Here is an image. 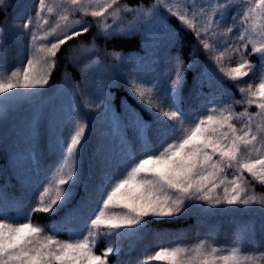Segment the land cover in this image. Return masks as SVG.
I'll return each mask as SVG.
<instances>
[{
  "label": "snow or ice",
  "instance_id": "1",
  "mask_svg": "<svg viewBox=\"0 0 264 264\" xmlns=\"http://www.w3.org/2000/svg\"><path fill=\"white\" fill-rule=\"evenodd\" d=\"M66 3L71 5L73 12L99 18L98 34L104 35L106 39L126 35L110 27L105 22L107 16L114 21H121L122 12L150 17L166 33L169 45L177 49V54L171 57L172 66L166 84L131 76L129 92L152 118L149 122L130 105L125 115V126L131 124L143 145L139 158L135 148L132 151L125 148L122 161L116 168L106 170L99 182L91 187L87 181L82 184L81 142L86 125L78 118L72 121L63 138L55 140L60 152V163L26 213L9 217L0 207V264H109L108 258L120 252L118 247L113 246L114 239L143 231L149 223L145 217L182 216L193 208L209 212L212 209L228 210L222 206L264 205V196L251 194L243 176L246 172L264 185V71L258 77L255 90L252 84L247 88L241 87L239 91L242 99L233 100L235 105H255L258 109L256 113L250 114L247 107L243 112L236 113L232 105H225L218 111L209 109L206 115L192 113L183 107L187 81L185 69L192 65L185 64L180 51L184 47L180 38L181 30L191 31L205 51L214 50L205 37L208 34L215 36L227 12L236 7L233 25L226 28L225 34L239 29L238 35L232 44L225 41L224 50L211 59L229 80L241 81L255 68L245 57L249 45V55L258 54L264 64V23H256L264 18V0H241L242 7L234 5L232 0H153V4L147 8L142 4L135 8L127 4L120 5V0H66ZM6 5L7 0H0V11ZM45 9L49 15L54 12V8L47 5L45 0H38L35 17H29L22 25H10L16 35L21 27L27 30L30 44L48 42L35 48L22 67L9 70L0 63V105L18 97L42 95L41 90L49 85L51 71L57 66L55 57L61 46L87 33L91 27L82 19L68 23L67 8L58 14L54 26L49 25V20L42 15ZM173 17L178 21L176 26L169 23ZM40 20L49 26L43 36L32 30L33 27H40ZM61 21L64 22L63 27ZM75 25H80V28L76 29ZM3 33L4 29L0 26V49L7 43ZM253 34L259 39L254 38ZM49 36L53 40H48ZM135 43L139 47V41ZM196 51L193 48L189 56ZM106 55L121 57L118 51L107 52ZM226 55L229 59L233 55L239 57L235 67L225 69L223 60ZM2 57L3 53L0 52ZM101 105L105 113L111 110L107 99L101 100L96 107L100 108ZM243 118H246V122L238 129L233 121ZM253 118H259L255 130ZM150 130L154 131L157 139L172 137L171 142L154 147L149 138ZM214 156L219 159L214 160ZM233 167L239 175L234 173L232 179L228 180L222 174L226 168ZM221 187L222 195L217 192ZM78 188H82V195L76 208L93 198L96 203L79 232L62 240L54 228L33 222L34 213L54 215L66 208ZM190 201L203 203L193 204ZM114 208L121 211H111ZM101 228L106 231L101 232ZM253 234L254 228L245 224L229 247H219L207 240L191 246L160 247L140 264H151L152 261H162L164 264H255L256 257L247 251L248 243L254 240ZM101 236L113 239L108 241L101 254H96L95 248ZM260 258H264V254Z\"/></svg>",
  "mask_w": 264,
  "mask_h": 264
},
{
  "label": "rangeland",
  "instance_id": "2",
  "mask_svg": "<svg viewBox=\"0 0 264 264\" xmlns=\"http://www.w3.org/2000/svg\"><path fill=\"white\" fill-rule=\"evenodd\" d=\"M232 2L234 5L243 6L241 0H232ZM45 3L54 8L51 15L47 13V9L42 13L49 20V25L54 26L58 14L67 8L68 23L82 19L88 23L94 22L97 26L99 18L90 15L82 16L79 12H73L71 5L67 4L66 0H45ZM124 4H126L125 0H120V5ZM37 10L38 0H7V5L3 9L6 17L1 25L4 29L3 38L7 43L0 49V52L3 53L0 63H3L9 70L22 67L33 55L35 48H38L41 43L48 42L37 41L35 44H30L27 30L21 27L16 35L10 29V25L13 23L22 25L29 17H35ZM160 11L163 15V10ZM236 11L237 8L233 7L227 12L223 25L217 30L215 36L208 34L205 37L213 45L214 50L205 51L198 44L195 36L199 58L197 63L191 64L193 66L189 68L192 72V80L189 82L190 85L185 84L183 93V107L189 112L206 115L209 109L218 111L225 105H232V109L236 113L243 112L245 107L250 114L258 111L255 105L249 107L233 104V100L242 99L239 88H247L249 84H252L253 90H255L258 77L264 71V64L261 63L258 54L252 55L257 58L256 61H251L248 58L251 45H249L245 57L255 68L241 81L229 80L219 70L217 63L211 59L212 56L224 50L225 41L232 44L238 35L239 29L225 34L226 28L233 25L232 17ZM105 15L107 16V13ZM150 20L151 23H149ZM121 21H114L110 16H107L105 22L115 28L117 33H141L143 40L141 53H121L120 58H115L107 56L97 46L93 48V43L75 44L71 47L67 42L63 55L65 58L64 67L70 62L67 69L74 71L73 76L77 78V81L71 79L67 69L65 72V68L61 74H58V79H53L52 76L56 74V66L51 71L49 85L41 90L42 95L18 97L0 105V207L3 208L6 216H23L36 201L39 191L51 179L60 163V152L55 140L62 139L70 123L77 118L86 125L85 136L81 142L83 145L82 184L87 181L91 187L98 183L106 170H112V164H115L116 167L120 164L125 148L128 151L135 148L139 158L142 142L137 138L131 124L125 126V115L129 108L124 102L119 104V108H115L112 90L114 88L126 90L133 97L137 107L145 111L143 105L138 103L137 99L129 92L131 76H139L145 81L166 84L172 66L171 57L177 54V49L169 45L168 36L159 27L156 20L122 12ZM60 23L63 27L64 22ZM256 23H264V18L257 20ZM48 28L49 26L44 25L43 20H40V27H33L32 30L43 36ZM75 28L79 29L80 25H75ZM201 35L205 34L201 33ZM253 37L259 39L255 34ZM48 40H53V37L49 36ZM82 45L85 47L81 48ZM241 51H243L242 47ZM36 55L40 54L36 53ZM97 60L99 63H96ZM238 60L239 57L236 55H233L231 59L226 55L223 66L225 69L235 67ZM56 62L58 63L57 60ZM244 95L246 96L247 93ZM156 98L154 97V99ZM103 99L110 101L111 110L107 113H105L103 105L100 108L96 107ZM146 114L150 117L149 122H151V116L148 112ZM245 122L246 118L233 121L238 129ZM257 123H259V118H253L254 130ZM149 138L154 147H159L161 143L171 142L172 139V137H167L159 141L152 130L149 131ZM257 147L260 145L257 144ZM213 159L218 160L219 157L214 156ZM234 173L239 175L235 167L226 168L222 175H226L227 179L231 180ZM243 176L248 182L251 194L258 197L264 196V193L255 190V184H261L246 172ZM217 192L222 195L223 187L217 189ZM81 195L82 188H78L71 203L54 215L34 214H42L48 218L56 217L50 221L48 226L59 232V239H68L74 232H79L83 228L84 220L96 206L93 198L88 203L82 204L80 208H76ZM189 203L202 204L203 202L190 201ZM205 207L208 206L205 205ZM222 207L228 210L212 209L209 212H204L199 208H193L184 213L182 216L191 212H197V215L193 217V224L183 230L157 231L146 227L141 232L115 238L113 246L118 247L120 252L118 255H113L115 259L109 264H140L160 247L191 246L201 240H207L209 243L226 248L230 246V242L236 239L241 226L245 224L254 228V240L248 243L247 251L256 257L255 264H264V258H260L261 254H264V227H262L264 226V205ZM111 211L119 212L121 209L114 208ZM32 220L36 222L33 216ZM104 231L106 229L101 228V232ZM110 239L113 238L101 236L97 243L104 240L106 246ZM241 239L243 241V237ZM104 249L100 247L99 253L96 254H101ZM151 264H164V262L152 261Z\"/></svg>",
  "mask_w": 264,
  "mask_h": 264
},
{
  "label": "trees",
  "instance_id": "3",
  "mask_svg": "<svg viewBox=\"0 0 264 264\" xmlns=\"http://www.w3.org/2000/svg\"><path fill=\"white\" fill-rule=\"evenodd\" d=\"M126 4L135 8L137 5H144L145 8L151 6L153 4V0H125ZM5 12L0 11V26L2 25L3 21L5 20ZM130 17V16H129ZM90 21V20H89ZM170 24L173 26L178 25V21H176L175 18H172L171 21H169ZM91 27L89 28V31L87 33H84L83 35L74 38L71 41H68L70 43V46H74L75 44H83V45H88L90 43H93L94 46H97L100 48V51L107 53L111 51H118L122 54L125 53H141L143 50V40H142V35L141 33H130V32H125L124 34L126 35H120L118 36L117 39H106L104 35L98 34L97 33V26L94 24V22L89 23ZM180 38L183 41L184 47L180 51L182 52L183 59L185 61L186 65L193 64L195 65L197 63L198 57V47L196 44V39L195 35L191 31H180ZM135 41H139V47L136 46ZM69 45V44H68ZM67 45L64 44L60 48V50L57 52V56L55 59L58 61L57 63V69H56V74L55 76L53 75V79H58V74H61L63 69L65 68V72L67 67H69L70 62L67 63L66 67H64L65 64V58H63L64 55V50ZM197 49L195 53L190 57L189 52L193 49ZM62 57V58H61ZM60 58V60H59ZM248 58L251 61H256L257 58L255 56L249 55ZM192 65V66H193ZM62 68V69H61ZM61 70V71H60ZM67 72L71 79L73 81H77V78H74L73 74L74 71H70L69 68L67 69ZM185 74L187 76V81L186 84L190 85L189 82L192 80V72L191 69H186ZM114 93V100L113 104L115 108L120 107V103L124 102L127 104L128 108L129 105L131 106L132 109H135L136 113H139L140 116H142L144 119L150 121V117L146 114V111L140 110L136 102L134 101L133 97L127 93L126 90H123L122 88L117 89L114 88L113 90ZM161 141V139H158ZM116 166L115 164L111 165V169H114ZM255 190L260 191V193H264V186L262 185H256ZM79 197V196H78ZM78 200V198H77ZM76 200V201H77ZM197 215V212H191L185 216H177V217H163V218H156V217H145L147 221H149L147 228L148 229H155L157 231H166V230H171V231H176V230H183L189 227L190 225L193 224L194 222V216ZM56 217H50L48 218L45 215L42 214H34L33 219L34 221L38 222L41 225L48 226L50 225V221ZM79 226V225H78ZM77 226V227H78ZM81 226V224H80ZM82 229V228H81ZM100 247L105 248V243L104 240L101 242L97 243L95 252L99 253ZM108 259L109 262L114 261V256H110Z\"/></svg>",
  "mask_w": 264,
  "mask_h": 264
}]
</instances>
